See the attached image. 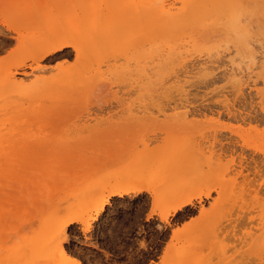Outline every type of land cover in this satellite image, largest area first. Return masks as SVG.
Here are the masks:
<instances>
[{
  "label": "rangeland",
  "instance_id": "obj_1",
  "mask_svg": "<svg viewBox=\"0 0 264 264\" xmlns=\"http://www.w3.org/2000/svg\"><path fill=\"white\" fill-rule=\"evenodd\" d=\"M55 34L78 56L35 61ZM0 48V264H69L61 246L82 264H179L171 232L191 220L205 237L192 264H264V194L219 155L264 146V0H0ZM132 182L151 193L90 220ZM192 190L210 196L161 222Z\"/></svg>",
  "mask_w": 264,
  "mask_h": 264
},
{
  "label": "bare ground",
  "instance_id": "obj_2",
  "mask_svg": "<svg viewBox=\"0 0 264 264\" xmlns=\"http://www.w3.org/2000/svg\"><path fill=\"white\" fill-rule=\"evenodd\" d=\"M201 1L202 0H200V2ZM189 4L190 3H187V6ZM200 5H201V3H200ZM200 5H197L196 9L198 6L200 7ZM202 5H203V3H202ZM185 9H187V7H185ZM185 9H184V12H185ZM196 9L194 10V13H195ZM199 10L200 9H198V11ZM162 12L164 13V15H167V14H169L170 11L169 10H163ZM187 12H188L187 14H189L191 12H192L191 14H193V11H191V12L187 11ZM193 15H195V14H193ZM177 18H178V16H177ZM53 36H55V37L50 39L47 46L35 57V61H39V60L45 59L49 56L62 53L64 50H66L68 48H70L72 51H74L76 57L78 56L79 49H78L77 45H75L72 41H70L64 37L57 36L56 34ZM239 67L240 66L231 67V69L229 70L230 71L229 72L230 78H232V77H235L233 79L239 78V76L242 73L241 71H244V70H241L243 68L240 69ZM245 70H247V69H245ZM139 74H141V73H139ZM242 75H244V73ZM240 77H242V76H240ZM240 80H241V78H240ZM238 82H239V80L237 82H235V80H234V83H236L237 85H238ZM240 84H242V83H240ZM247 115H249V114H247ZM240 116H239V118H240ZM234 117H236V116H234ZM244 118H245V116H244ZM244 118L243 119L241 118V119L244 120ZM243 122H245V121H243ZM260 123L262 124L261 121H260ZM256 126H258V125H256ZM259 126H260V124H259ZM253 132H255L256 134L259 133L257 129H254ZM21 141L23 142V143H20L21 145H27V144L30 145L31 144L30 141H28V140H21ZM219 144H222V143H219ZM9 145H10L9 143H0V163L1 164L3 163V161L5 159L4 155H5L6 151L8 150L7 147ZM216 148H217V145H216ZM238 148L240 150H238V152H237ZM244 148L250 149L249 155H247L246 150L244 151ZM219 149L221 151V152H219L220 153L219 155L223 156L225 154V155L230 156L229 169H230V173L232 176L231 182H235L238 179L241 180L242 182H245L247 193L253 198L254 201H256V204H258L261 201L262 196L264 194V146L250 147L249 145H240L238 143V141H236L234 139L233 140L230 139L228 142H225V144ZM244 152H246V155L244 154ZM214 153L216 154L215 151H214ZM214 157H215V155H214ZM215 159H216V157H215ZM142 191H145L146 193H151L150 187L145 186V185H141L138 182H132L131 185H119V186L111 187V189L108 191V194L97 204L95 211H94V214L92 215L90 220H92V221L97 220V218H98L99 214L101 213V211L103 210L104 206L109 201L108 198L113 197V196H115V197L116 196L117 197L122 196L123 197L124 195L130 194V193L132 195L133 194H139ZM179 191L182 192L181 190H179ZM186 191H189V189H187ZM180 192H179V194L175 195V197L172 199V202L167 207H165L163 211H161L158 214L161 222H166L169 216H172L175 213L181 211L184 207L193 205V201L196 200L198 202V201H201L202 198H208L210 196V191H193L190 193H185V192L180 193ZM171 197H173V194ZM151 212H153V210H151ZM199 212H200V214H203L204 211H203V209H201ZM77 222H79V220L74 218V217L67 218L62 223L60 231L64 230L68 225H70L72 223H77ZM263 225H264V220H263ZM89 226H90L89 223L85 224L83 227L84 230L86 231L89 228ZM234 228H235V226H231V231H233ZM199 230L200 229H199V224H198L197 220H191V221L185 222V223L181 224V226L172 230V232H171L172 236H171L170 242H172V240L175 238L176 239L179 238V236H182L185 239V241L182 243V245L180 244L181 245L180 250L178 249L179 251H177L178 252L177 253V256H178L177 262L179 264H192L195 256L197 259L196 251L197 250L200 251L201 246H202L203 242L205 241L204 240L205 237L199 234ZM207 233H208V231H207ZM263 238H264V234H263ZM208 239H209V237H208ZM181 241H183V240H181ZM179 242H180V240H179ZM207 243H208V241H207ZM168 246H169V244H168ZM61 247L59 248V254L61 255V258L64 261H66L67 263L70 262L72 264H82L81 263L82 261L78 260L77 258H73V257L68 256L65 253V251L62 249L63 247L62 248Z\"/></svg>",
  "mask_w": 264,
  "mask_h": 264
}]
</instances>
